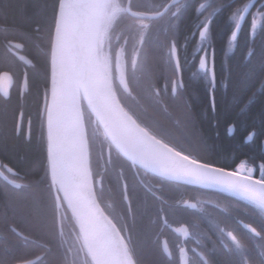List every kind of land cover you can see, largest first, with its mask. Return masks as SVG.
Masks as SVG:
<instances>
[{"label": "snow or ice", "instance_id": "6c2138e0", "mask_svg": "<svg viewBox=\"0 0 264 264\" xmlns=\"http://www.w3.org/2000/svg\"><path fill=\"white\" fill-rule=\"evenodd\" d=\"M257 3L259 8L250 25L255 37L257 17L264 21V2L249 0L232 13L236 22L232 41L237 40L241 21ZM230 7L225 3L197 4L193 0H159L150 5L142 0H41L29 30L19 36L32 42L45 61L41 110L44 176L31 184H21L9 179L19 174L0 162V179L26 190L29 198L10 200L0 209V219L5 223L10 217L28 219L35 230L47 237V243L41 244L39 239L8 225L21 244L38 246L45 255L38 261L18 262L10 258L11 249L5 245L0 250V264H45V257H51L48 264H149L143 251L146 241L140 239L141 222L148 217L151 226L170 227L163 181L182 180L238 194L264 218V163L258 165L260 179H254V168L243 162L235 171L217 167L196 154L198 144L189 141L186 146V136L182 140L150 111L156 105L167 111L161 94L168 91L169 84L173 95L183 88L177 35L191 13L198 19L194 33L202 53L197 58L198 72L208 77L211 107L215 110L212 25L214 18ZM154 42L167 50L175 76L162 86H157L156 81ZM3 46L7 52H14L24 45L9 39ZM247 56V71L235 80L229 77L225 84L232 90L234 101L247 96L258 81L259 93L264 97V46L259 52L250 49ZM39 62L37 58L35 63H27L37 69ZM3 76L11 81L7 72ZM36 76L40 77L39 71ZM29 89L25 70L21 96ZM256 95L253 92L248 97V104ZM12 119L9 108L0 107V142L7 140ZM187 122H191L190 117ZM13 131L18 134V123ZM254 136L256 132L252 131L246 139L250 141ZM148 173L161 181L146 183ZM182 203L197 208V203ZM153 205L154 220L150 219ZM261 223L264 225V220ZM217 227L230 243L222 242L219 249L213 244L206 249L207 254L192 249L197 257L195 264H221L220 257L227 258L226 264H264V246H256L259 252L250 250L232 231ZM243 227L264 241V231L252 224ZM149 230L145 229V235ZM173 230L185 238L189 236L184 226ZM162 251L171 257L167 240L162 242ZM178 251L187 264L188 250L180 246Z\"/></svg>", "mask_w": 264, "mask_h": 264}, {"label": "trees", "instance_id": "16d2710c", "mask_svg": "<svg viewBox=\"0 0 264 264\" xmlns=\"http://www.w3.org/2000/svg\"><path fill=\"white\" fill-rule=\"evenodd\" d=\"M231 1L233 0H193V2L197 4L199 2H205L212 3L213 6H216L219 3L230 5ZM48 2L51 3L52 0H48ZM142 2L150 5L158 3L159 0H142ZM260 2H264V0H260ZM39 3H41V0H0V71L5 69L6 64L3 56V53H5L3 42H7L9 39L23 43L34 63L37 58H39L40 61L37 69L29 70L30 89L29 94L25 96L27 106L24 115L25 118L28 116L33 120L32 136L28 143L25 142V135L22 133L18 139H15L13 136L15 133L13 128L19 111L18 99L16 98L14 102L9 101L5 104L0 103V107L7 104L13 117L9 122L7 140L0 142V155L10 164L19 167L32 183L41 180L43 177V166L46 158L45 141L42 137L40 140H37L36 136L37 132H44L43 129H40L39 109L44 86L43 73L45 61L44 57L39 55L38 49L34 44L30 41L21 39L19 34L29 30L30 21L38 11L37 5ZM246 3H249V0H236L231 4L229 9L218 14L213 20L211 48L214 49L215 54L216 87L214 94L216 116L220 117L219 123H216L209 103L210 94L208 77L204 76L202 73L192 72H190L191 74H188V76L186 75L187 67L190 70H197L198 59L196 54L201 53L199 52V38L194 35L197 31V14L191 13L185 18L180 32L177 35V45L180 48L181 68L183 71V83L187 86L190 100L200 103L199 107L195 105V111L201 118L203 133V155L200 157L214 163L216 166L225 167L227 170L234 169L238 163L245 158L252 159L254 166H257L259 162L264 163V154L260 143L261 139H264V119H262V114H264V97H261L259 93L260 82L258 81L255 87L252 88L251 92H249L247 96L242 97L240 101H234L232 90L225 87L229 77L232 80H235L247 71L245 65L248 64V51L250 49H255L259 52L261 47L264 46V32L261 31V25H264V21L257 17V28L254 38L251 35L250 30L251 19L252 16L256 14V9L259 8V3H257L256 8H254L250 14L242 31L239 33L237 40L232 41L230 39L236 23L235 20L231 18L232 13L235 12L236 8H242ZM202 18L203 17L201 16L200 19ZM161 39H163V37H161ZM184 43L188 45V47H184ZM152 47L154 49L157 85L175 79L171 65L168 63L167 50L161 49L160 44L157 42H154ZM205 47H207V45ZM186 53L190 54V57L192 58L191 66H187L183 61ZM37 71L40 72L39 78L36 76ZM253 92H256L257 95L253 99V102L248 104V97L252 96ZM184 98L183 92L179 91L176 97H169V101L180 103L185 100ZM245 104L248 105L247 108H245ZM184 109V106L180 104L169 105V117H184ZM203 115L206 117L205 120L202 119ZM169 123L170 125L172 124V122ZM233 125L235 126V134L233 137H229L228 128ZM217 130L219 131L217 132ZM252 131L256 132V144H244L245 138ZM185 132V130L180 129L176 134L178 136H184ZM197 132L198 131H193L194 134ZM156 180L161 179L156 178ZM163 182L169 184V203L172 204H174L187 189L203 191L216 196L234 199L218 192L185 186L170 181ZM13 199L27 201L29 198L26 194H20V196H16L15 198H5L0 196V209ZM236 201L242 203V205L250 210L252 215L250 221L260 231H264V225L261 223L264 218L259 215L258 210L239 200ZM165 208L168 210L167 207ZM173 209L174 208L169 207L168 211V219L171 223H174V220L170 218L169 213L171 214V210ZM155 210L156 205H153L152 215L150 217L152 220L155 219ZM231 213H234L237 216L239 215L238 212L233 209ZM9 220L18 226H26L31 237L47 243V237L43 233L35 230L28 219L16 216L10 217ZM145 229H150L147 231L146 235ZM160 229L151 226L148 217L144 218L141 222L140 239L146 241V247L143 251L147 256L149 264H169V259L163 254L157 245L159 243L155 242ZM167 234L168 233L165 232L162 234V237ZM241 239L248 249L251 250L255 248L256 252H259L260 250L259 248H256L257 245L264 246V241L257 240L254 237L242 235ZM10 241L16 242L17 238L11 236ZM10 244L12 245L11 248H13L11 249L12 256L10 258L17 260L18 262L30 260L42 254L39 247L35 245H28L27 248L25 246L23 248L22 245H20V249L16 250L15 243L12 244L11 242ZM4 245L2 244L0 246V250L4 248ZM50 259L51 257H45V264H48ZM226 261L227 258L224 257V259H221V264H226Z\"/></svg>", "mask_w": 264, "mask_h": 264}, {"label": "flooded vegetation", "instance_id": "af4514ba", "mask_svg": "<svg viewBox=\"0 0 264 264\" xmlns=\"http://www.w3.org/2000/svg\"><path fill=\"white\" fill-rule=\"evenodd\" d=\"M236 0H233L230 2V5L233 4ZM235 30V26H234ZM188 40V38H187ZM14 43H20L17 41H13ZM6 42H3V45ZM185 44V43H184ZM200 44V43H199ZM24 45V44H23ZM206 46V45H205ZM188 47V45H187ZM4 48V46H3ZM212 49V48H211ZM210 49V52H211ZM5 53H3L6 64H5V69L0 71V76L7 72L12 79V86L10 90L8 91V96L6 97L2 92L0 91V103H7L9 101L14 102L16 98L18 99V106H19V111L18 115L16 118V123L19 125V132L18 134L15 132L14 137L15 139H18L19 136L22 134L25 135V142H29V136H32V118L31 117H26L24 115V111L26 109V100L25 96L29 94V90L25 91L23 95L21 96L20 94V84L23 79V73L26 70L28 72L29 76V70L33 69L31 66L28 65V63L21 61V58L26 59L28 61H33L31 56L28 54V51H26L25 45L20 48L15 50L14 52H7L6 49L4 48ZM202 55V53H197L196 57ZM211 58V57H210ZM215 58V54H214ZM191 60L192 58L190 57V54L186 53L184 55V62L187 64V66H191ZM188 69V70H187ZM192 73H199L198 72V64H197V70L195 69H189L188 67L186 68V75ZM203 74V73H202ZM182 79H183V71H182ZM163 84H159L157 86H162ZM216 87V86H215ZM179 91L183 92L184 94V101L178 103V102H170L169 97H176L179 93ZM187 86L184 85L183 83V88L182 89H177V93L175 95L172 94L171 92V85H169V89L167 92L162 91V99L164 101V105L167 106V111L165 112L163 110L162 105H156L154 108L150 109V111H153L156 115L157 118L170 130L173 132H177L181 130H185L186 132L184 133V136L187 137V140H183L184 136H181L183 142L185 145H188V142L191 141L193 144H198V152L196 154L198 155H203V150H202V141H203V133H202V124H201V118L197 115L195 111V105L199 107L200 103L197 101H192L190 100V95L188 93ZM210 94V92H209ZM43 95V93H42ZM209 103L211 107V101H210V96H209ZM42 104H43V99L41 97V104H40V109H39V119H40V129L41 127V110H42ZM172 104H180L184 106V117H169V105ZM7 106V104H6ZM212 113L214 115V119L216 123L220 122V117L216 116V109L213 110L211 107ZM22 113V116L20 115ZM196 114V115H195ZM164 115V116H163ZM191 118V122H187V118ZM203 120L206 119V117L203 115L202 117ZM30 122V123H29ZM169 122H172L170 125ZM179 122V124H178ZM231 126L228 128V136L233 137L235 134V127L234 130L229 131ZM179 129V130H178ZM23 131V132H22ZM193 131H198L196 134L193 133ZM219 130H217L218 132ZM45 133L43 132H37V140H40V138L44 137ZM218 135V134H217ZM197 137V138H196ZM247 138V137H246ZM245 138L244 144H249V145H254L256 144V136L253 137L252 140H247ZM262 145V152L264 154V139H261L260 141ZM258 144V143H257ZM0 162L7 164L9 167H12L18 174V177H12L11 175L9 176V179H16L18 183L21 184H31L32 182L30 179L25 176V174L20 170L19 167L14 166L10 164L3 156L0 155ZM246 163L247 167L254 168V171H252L251 175L255 179H260V171L258 168V165L263 162H259L257 166H254L252 163V159L250 158H245L240 163ZM46 163V158L44 165ZM238 166V165H237ZM237 166L229 171H235ZM219 167V166H217ZM243 172V170H241ZM244 174V172H243ZM43 176H44V166H43ZM156 178L153 175L147 174L144 179L146 183L150 184H156L160 182L161 180H156ZM160 179V178H159ZM164 183V196L165 199L167 200V204L165 207L174 208L171 210V214L169 213V216L171 219L174 220V223L169 222L170 227H162L157 235V238L155 242H158L159 244L158 247L162 251V242L164 240H167L168 242V248L170 249L172 255L171 257L167 256L164 254L168 259H169V264H183L184 261L180 259L179 256V251L178 248L180 246L185 247L187 251V255L185 257L187 264H195V261L197 260V257L195 254L191 251L192 249H196L197 251L200 252H205L207 254L206 249H211L212 245L214 244L217 249L220 248V245L222 242L224 243H230L228 238L223 235L219 230L217 225H219V228L225 229V231H232L234 235L241 241L243 244V241L241 239L242 235H246L247 237H254L257 240H260L258 237H255L252 235L247 229L243 227L244 224H252L253 227L254 224L250 221V218H252L250 210L246 208L242 203H238L234 199H230L227 197H222V196H216L214 194H210L207 192L203 191H197V190H185L183 192V195L176 200L174 204L169 203V184ZM26 194V190L23 189H16L14 188L11 184L6 183L3 179H0V196L5 197V198H15L16 196H20ZM17 199V198H16ZM183 201H189L191 203H197V208L192 209L184 206L182 203ZM244 203V202H243ZM246 204V203H245ZM248 205V204H246ZM250 206V205H248ZM252 207V206H251ZM235 210L238 212V216L235 215L234 213H231V211ZM8 225H13L17 227V230L22 232L24 235H29V231L27 230L26 226H18L12 221L8 220L7 223L4 222L3 219H0V244L2 245H7L10 249L12 244L15 243L16 245V250H19V246L22 245L27 248L28 244H21L18 239L16 242L10 241L11 236H14L17 238L13 233H11L8 229ZM181 226H184L187 228L189 236L185 238L181 233H178L174 231L173 229L180 228ZM257 228V227H256ZM258 231H260L257 228ZM165 232H167V235H163ZM33 238V237H32ZM211 240V243L209 242V239ZM35 239V238H33ZM197 240L200 241V243H197ZM41 242V241H40ZM154 242V243H155ZM45 242H41L43 244ZM0 245V246H1ZM4 245V247H5ZM11 245V246H10ZM244 245V244H243ZM245 246V245H244ZM248 248L247 246H245ZM40 251L42 254L36 256L35 258H32L30 260H35L37 258H40L44 256V251L42 248H40ZM24 250V249H23ZM163 252V251H162ZM220 259H224V257H220ZM22 262V261H20Z\"/></svg>", "mask_w": 264, "mask_h": 264}, {"label": "water", "instance_id": "95a60500", "mask_svg": "<svg viewBox=\"0 0 264 264\" xmlns=\"http://www.w3.org/2000/svg\"><path fill=\"white\" fill-rule=\"evenodd\" d=\"M254 10V8H252L250 10V14L252 13V11ZM250 14H247L245 16V19L243 21H241V29H240V32L242 31L246 21L248 20ZM239 32V33H240ZM239 35V34H238ZM21 61L23 62H26L27 63V60L26 59H23L21 58ZM10 76V75H9ZM11 77V76H10ZM12 86V79L11 81H9L8 79L4 78L3 74L0 76V91L2 92V94L5 95V93H7V96H8V91L10 90ZM6 96V95H5ZM6 96V97H7ZM150 175H153L155 177H158L156 176L155 174L153 173H148ZM241 174L243 175V172L241 171ZM160 178V177H158ZM161 179V178H160ZM255 179V178H254ZM170 182H174V183H177V184H182V185H185V186H190V187H194V188H199V189H203V190H208V191H213V192H218V193H221V194H224V195H227L229 197H232L234 199H237L241 202H244L252 207H254L252 204H250L247 200H245L242 196L238 195V194H234V193H231V192H224V191H221L219 188H214V187H205V186H200V185H193V184H189L185 181H182V180H175V181H170ZM258 210V209H257ZM39 258L33 260V261H38ZM184 264V262H183Z\"/></svg>", "mask_w": 264, "mask_h": 264}]
</instances>
